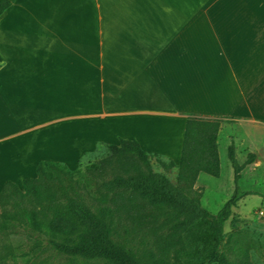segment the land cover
I'll return each mask as SVG.
<instances>
[{
  "label": "crops",
  "instance_id": "0c3cea01",
  "mask_svg": "<svg viewBox=\"0 0 264 264\" xmlns=\"http://www.w3.org/2000/svg\"><path fill=\"white\" fill-rule=\"evenodd\" d=\"M189 114L225 120L217 144L225 131L235 151L239 128L264 164V0H15L0 14V190L119 138L177 164Z\"/></svg>",
  "mask_w": 264,
  "mask_h": 264
},
{
  "label": "trees",
  "instance_id": "16d2710c",
  "mask_svg": "<svg viewBox=\"0 0 264 264\" xmlns=\"http://www.w3.org/2000/svg\"><path fill=\"white\" fill-rule=\"evenodd\" d=\"M14 1L0 0V14ZM220 122L187 115L179 162L169 161L178 169L176 183L152 169L150 158L157 154L144 150L135 138H119L117 143L107 144L106 153L88 162L85 173L78 166L39 160L35 176L25 177L19 184L4 182L0 190V236L7 234L9 223L15 229L46 235L48 246L57 253L102 257L115 264H141L125 250L124 242L114 240L115 222L130 221L140 226L163 216L186 215L183 227L201 220L210 224L208 264H251L248 248L240 249L234 260L219 248L232 207L243 196L256 194L239 188L241 171L255 155L248 153L239 163L234 143L227 146L235 188L217 212L205 209L199 195L190 193L200 172L219 175L215 145ZM168 241L166 245L175 247L174 241ZM6 248L10 247L0 243V264H17L9 260Z\"/></svg>",
  "mask_w": 264,
  "mask_h": 264
},
{
  "label": "rangeland",
  "instance_id": "374dc122",
  "mask_svg": "<svg viewBox=\"0 0 264 264\" xmlns=\"http://www.w3.org/2000/svg\"><path fill=\"white\" fill-rule=\"evenodd\" d=\"M220 121L221 124L225 120ZM227 122L231 123L232 120L228 119ZM235 129L237 137L235 144L238 146L236 156L239 163H242L249 149L243 151L242 133L239 128ZM218 139L219 146L216 144L215 148L218 159L220 158L219 175L215 177L200 172L190 191L194 195L196 192L200 197L201 205L213 213L223 206L235 186L233 169L227 157L228 141L225 131ZM150 161L154 171L163 173L173 183L177 182L178 169L169 165V160L161 155H153ZM87 165L89 163H80L77 166L85 173ZM241 173L240 188L256 191L259 194L242 197L232 207L231 216L225 221L224 241L219 250L226 254L229 260H234L240 249L245 248H248L250 256L252 245L256 244L254 241L264 236V164L254 161L246 165ZM163 217H159L152 222L153 224L140 226L130 221H116L115 230L117 231L114 240L124 242L125 250L129 251L141 264L147 262L148 264H208L211 238L209 222L201 220L196 225L193 223L183 227L181 222L186 215ZM167 219L169 220L166 221ZM6 229L7 234L0 236V243L10 247L6 248L9 260L17 264H115L102 257L57 253L48 246L47 236L44 234L30 233L23 228L15 229L9 223L6 224ZM168 240L174 241L175 247L166 245Z\"/></svg>",
  "mask_w": 264,
  "mask_h": 264
}]
</instances>
